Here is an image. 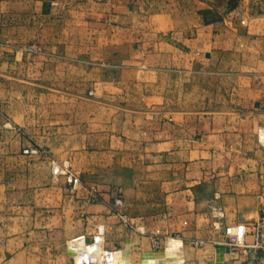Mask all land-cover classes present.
I'll use <instances>...</instances> for the list:
<instances>
[{
    "label": "crops",
    "instance_id": "crops-1",
    "mask_svg": "<svg viewBox=\"0 0 264 264\" xmlns=\"http://www.w3.org/2000/svg\"><path fill=\"white\" fill-rule=\"evenodd\" d=\"M66 3L0 0V108L11 102L9 123L0 112V170L5 158L10 172L4 190L0 175V264L53 243L64 244L60 254L71 262L73 237L101 234L105 244L110 228L122 231L140 264L163 256L171 241L181 244L182 263L201 264L197 240L211 242L215 255L222 244L213 206L224 207L227 224L250 226L264 214V13L250 18L256 58L243 62L238 21L227 23L208 3L178 11H151L142 0ZM218 60L231 69L218 108H178L164 88L177 85L178 72L194 77ZM23 98L47 103L15 114ZM36 144L70 164L77 188L67 173L53 174L49 158L36 159ZM119 188L132 230L111 213ZM3 197H11L5 219ZM33 212L47 215L28 223ZM50 213L61 215L54 228ZM261 258L264 251L251 250L241 263Z\"/></svg>",
    "mask_w": 264,
    "mask_h": 264
},
{
    "label": "rangeland",
    "instance_id": "rangeland-1",
    "mask_svg": "<svg viewBox=\"0 0 264 264\" xmlns=\"http://www.w3.org/2000/svg\"><path fill=\"white\" fill-rule=\"evenodd\" d=\"M72 1L73 0H67V3H66L67 8L69 7L68 4H70V2ZM80 1L87 2L88 0H80ZM142 1L144 2V6H146L151 11H163V10H173V11L177 10L178 11L180 9H185V8H190V7H194L196 9L200 4H203V3H208L210 5H213L215 8L219 9L223 14L227 15V20H228L227 23L229 22L233 23L235 20L238 21L235 26L237 27L240 26L242 30V34L245 33V36H243V42H242V48H243L242 61L252 62L253 60H255L256 58L255 50L257 47L254 46L253 54L250 55L252 53L250 49L251 43L249 41V38L247 37H249L251 33L248 32V30L250 28V18L256 17L264 13V0H142ZM28 46L29 47L31 46L34 49H36L37 47L38 48L40 47V45L36 42L31 43ZM220 64L221 63L219 62V60L214 63L206 64L207 67H204L200 70V71H204L205 73L200 72L196 74L194 77L193 75H190V74L178 72L177 85L172 86L171 91L168 85L167 88H164V91L171 92L172 95L178 96V97L175 96V98H177L175 104L178 108L196 109V108H200L203 105H208V101H210L209 102L210 109L211 110L216 109L219 106V101H218V96H217L218 91L219 90L222 91L220 87L224 89V85H226V83H222L223 82L222 77L224 76L228 77L229 74H227V72L231 70V69L226 70L224 68H221ZM224 71H226V74H223ZM192 80L196 82L194 86L185 85L186 81H192ZM227 80H229L230 82L232 81L230 79H226V81ZM17 89H18V92L24 91L25 86L24 85L18 86ZM22 96H24V94ZM2 103L3 105L0 108V112L3 114V117L7 118L6 120L9 123L10 119L7 116H10L8 114V109H10L11 102L6 101ZM44 103H47V102H43L40 100L39 101H25V99L23 98V100L19 99L18 101H15L14 105L12 104V106L14 107L12 111L13 112L15 111V114H20L21 110L22 109L25 110V108H31V109L38 110L43 107ZM13 127L16 128L20 132L19 127H16V126H13ZM8 139H9V134H7V132H4L3 141L8 140ZM36 145L39 146L40 149L41 148L43 149V152L41 154L35 155V157H37L36 158L37 160H39L40 159L39 156H42V155H44L46 158H49L51 161L55 160L54 159L55 157L53 156V154L50 153L45 147H43L40 144H36ZM36 168L37 166L35 165V175L36 173H41V171L36 170ZM0 175L3 178V190H4L6 189L5 187H8L6 186L8 185V183L4 184V181L6 180V182H8L7 180L10 176L9 164L5 158L3 159V165L0 170ZM35 184H42V183L35 182ZM35 188H38V187H35ZM117 192H118V195H120L121 188H119ZM36 199H37V195H35V201ZM10 200H11V197H3V204L1 207L2 215L4 216L3 219H5V215L9 216L10 214V209H11ZM123 208L124 207L122 205L115 204L111 209V213L119 217L118 224H122L126 230H132L131 228L133 224L130 223L131 217H128L127 213L125 212ZM82 213H83L82 219L83 220L87 219L89 213L84 212V211ZM25 215L26 214H23V216ZM45 215H47V213H44V214L39 213V212L30 213L28 214V223H29V219L32 220L31 218L32 216H33L34 224L40 223L41 217ZM60 218H61V215L59 216L58 213H50V216H49L50 226L54 228L55 224L56 225L59 224ZM100 223H105V222H99V224ZM83 230L84 231L82 232H85L84 228ZM110 230H113V231L108 232V236H107L108 240L105 243L106 246L111 249H116V250L122 249L125 246L123 242V237H122L123 235H121L122 231L118 229H112V228H110ZM89 231L90 230H88L87 232L89 233ZM93 234L94 233H92V235ZM95 235H93V238ZM220 235L221 236H219L218 238L216 239L214 238L215 241L220 242L223 240V235L222 234ZM93 240L94 239H92V241ZM134 242H133V245H131V247H134V251L137 253L138 250H137V247L134 246ZM53 244L54 245L50 246L49 248L45 246H39L36 249L32 248L31 253L30 254L27 253V255H22V256L21 254L17 255L14 258L13 264H76V258H74V256L71 258L72 261L68 262L66 259V256H62L60 254V251L63 250V247H64L63 243H58V244L53 243ZM129 244L128 246H125V248L130 247ZM214 248L215 246L211 242L207 244L195 246V252L198 258L197 260L201 261V264H209L208 262H205L208 257L210 258V262L215 261L217 259V255L212 253ZM3 249H4V246H3ZM244 254L245 253L242 249L237 250V252L228 250L227 252H225L224 258L226 261L223 262V264H227V263L229 264L230 262L231 264H242L241 260ZM133 261H134V264H140L137 254L134 256ZM1 262L2 261H0V263Z\"/></svg>",
    "mask_w": 264,
    "mask_h": 264
},
{
    "label": "built area",
    "instance_id": "built-area-1",
    "mask_svg": "<svg viewBox=\"0 0 264 264\" xmlns=\"http://www.w3.org/2000/svg\"><path fill=\"white\" fill-rule=\"evenodd\" d=\"M258 134L264 148V126L258 128ZM24 151L37 152L38 148H25ZM52 172L53 174L67 173L68 181L73 184L74 188L78 187L79 179L71 172L69 163H58V161L53 160ZM114 202L117 205H122V196H115ZM225 216L223 206H213L212 224L215 229L222 230L223 240L219 243L225 246L226 252L228 250L237 252L239 249H242L244 253L251 250L264 251V214L254 220L250 226L246 223L227 224L224 219ZM100 235L95 236L93 241H89L86 234H80L71 239L70 245L78 252V255H75L76 264H118L121 261H117L115 258L117 250L103 244L104 239ZM92 242H99L100 246L92 249ZM204 243V239L196 241L197 245H203ZM260 264H264V258L260 259Z\"/></svg>",
    "mask_w": 264,
    "mask_h": 264
},
{
    "label": "bare ground",
    "instance_id": "bare-ground-1",
    "mask_svg": "<svg viewBox=\"0 0 264 264\" xmlns=\"http://www.w3.org/2000/svg\"><path fill=\"white\" fill-rule=\"evenodd\" d=\"M99 246V242H94L93 244H91L92 249H96ZM182 249L183 248L181 247V244L173 243L171 241L163 256H152L153 259H146L143 264H168L171 262L176 264L182 263L183 258L185 256H183L184 253ZM75 255H78L77 249H75ZM115 258L117 261L121 260L120 262H118V264H134L129 247L117 250Z\"/></svg>",
    "mask_w": 264,
    "mask_h": 264
},
{
    "label": "water",
    "instance_id": "water-1",
    "mask_svg": "<svg viewBox=\"0 0 264 264\" xmlns=\"http://www.w3.org/2000/svg\"><path fill=\"white\" fill-rule=\"evenodd\" d=\"M70 250L73 253L75 252V249H73V248H70ZM217 251H218V253H217V259L215 261L209 262V264H223V262L226 261L225 258H224V255H225V252H226L225 246L223 244H218ZM151 256H156V255L154 253L147 254L146 255V259L148 257H151ZM146 259L144 261H146ZM229 264H231V262Z\"/></svg>",
    "mask_w": 264,
    "mask_h": 264
}]
</instances>
